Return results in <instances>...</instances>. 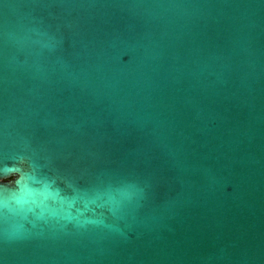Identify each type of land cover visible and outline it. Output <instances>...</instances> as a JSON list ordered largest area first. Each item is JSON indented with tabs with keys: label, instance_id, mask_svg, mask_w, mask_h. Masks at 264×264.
I'll return each instance as SVG.
<instances>
[{
	"label": "water",
	"instance_id": "obj_1",
	"mask_svg": "<svg viewBox=\"0 0 264 264\" xmlns=\"http://www.w3.org/2000/svg\"><path fill=\"white\" fill-rule=\"evenodd\" d=\"M0 264H264V0H0Z\"/></svg>",
	"mask_w": 264,
	"mask_h": 264
}]
</instances>
